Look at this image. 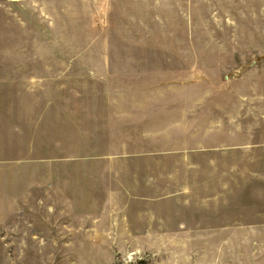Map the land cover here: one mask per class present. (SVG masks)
Returning a JSON list of instances; mask_svg holds the SVG:
<instances>
[{
    "label": "rangeland",
    "instance_id": "374dc122",
    "mask_svg": "<svg viewBox=\"0 0 264 264\" xmlns=\"http://www.w3.org/2000/svg\"><path fill=\"white\" fill-rule=\"evenodd\" d=\"M0 264H264V0H0Z\"/></svg>",
    "mask_w": 264,
    "mask_h": 264
}]
</instances>
